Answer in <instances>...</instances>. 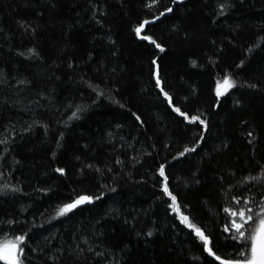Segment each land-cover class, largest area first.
I'll return each mask as SVG.
<instances>
[{"label":"trees","instance_id":"16d2710c","mask_svg":"<svg viewBox=\"0 0 264 264\" xmlns=\"http://www.w3.org/2000/svg\"><path fill=\"white\" fill-rule=\"evenodd\" d=\"M222 2L155 0L148 9L153 0H0V219L15 218V234H29L28 264H219L167 208L161 163L213 250L235 254L222 228L236 190H226L264 164V0H227L233 6L219 15ZM168 7L147 32L160 52L132 29ZM153 59L174 105L202 114L207 131L172 112ZM225 74L236 86L217 101ZM76 106L85 110L69 120ZM185 147L196 151L173 160ZM101 191V200L53 219L77 194Z\"/></svg>","mask_w":264,"mask_h":264},{"label":"snow or ice","instance_id":"6c2138e0","mask_svg":"<svg viewBox=\"0 0 264 264\" xmlns=\"http://www.w3.org/2000/svg\"><path fill=\"white\" fill-rule=\"evenodd\" d=\"M173 3H183V0H173ZM155 0L153 3H149L145 5L146 8L151 9L154 7ZM233 5L227 0L218 5L219 15H223L224 12L232 7ZM173 9L168 7L164 12H160L159 16H155L154 19H143L137 22V26H135L132 31L135 33V36L141 40L146 41L149 45L155 46L160 52H164L165 48L157 42L153 36L148 35L147 32L150 31L151 26L155 24L156 21L166 15V13H172ZM103 16L104 13L101 12ZM215 23V21H213ZM97 24H100V20H96ZM21 28H24V24H20ZM0 31H3L0 29ZM27 31V29H25ZM28 52L32 55H37L38 53L29 48ZM151 64L155 66L156 71L153 73L155 77L156 87L163 93L164 98L168 101V105L171 108L172 112L176 113L178 116L183 117V120L188 124H199L202 125L204 130H208V123L205 119H202L200 115H191L189 116L181 107H177L173 103L172 96L169 95L168 92L164 91L163 87H161V77L159 74V65L156 59L151 61ZM193 65H195V61H193ZM243 65V61H241V65H237V67H241ZM71 67V64L69 65ZM4 75L3 70L0 69V77ZM3 81L0 80V83ZM20 84H26V80L18 81ZM235 81L232 76L225 74L222 80H218L215 86V96L217 101L223 96H225L229 91L234 88ZM250 87H256L255 85H249ZM88 87L93 88V91H96L97 96H103L104 93L97 91L96 87L89 84ZM239 104V101L236 102ZM72 108L73 106L70 104L68 106ZM121 108L124 105H120ZM85 109L76 106V110L71 112L69 116V120H79L80 112H83ZM135 116L136 121L141 122V117L136 115V113H132ZM34 125H28L25 129L26 131H31ZM45 129H47V125H43ZM67 127V124H65ZM63 133H61V136ZM111 135V134H109ZM247 136L251 139L248 140L249 144L254 143V133L253 131H249ZM200 139H204L203 134H201ZM0 143H6L5 141H0ZM59 143V141H57ZM199 141H197V145ZM227 144H224L223 147H227ZM196 147H185L183 151L179 152L177 156L173 157V160H178L181 157H184L187 153L195 152ZM135 159V158H133ZM138 162V161H137ZM123 161L120 159L116 160V164H122ZM259 163V162H258ZM87 167H93L91 164L87 165ZM112 169L109 168L108 171ZM96 172H100L99 168L95 169ZM55 172L59 173L60 176H65L66 171L62 167H58L55 169ZM157 174L163 178L162 183V191L164 195L170 200V203H167V208L171 210V212L175 215V218L179 220L180 224H182L185 228L190 230L191 234L197 238V240L203 246V252L207 253L209 257H212L214 260L218 261L219 264H264V164H260V174L252 175L249 173L242 181L238 182L237 185H232L231 188L227 189V192H231L233 189L236 190V194L230 197L231 206L223 207V212L227 215V221L224 223L222 232L227 233L228 235L224 237L225 240H231L234 242V247L236 249L235 254L229 253L226 258H222L218 255L213 249L216 247L214 243V238L211 237L210 234H206L205 230L197 226L193 223L190 215L185 214L183 206L178 200V196L173 194V192L169 188L168 184V176L166 175V165L164 163L159 164L157 169ZM234 175V173H233ZM196 183H199V180H196ZM7 188V186H4ZM106 187V186H102ZM11 192H20L19 188H11ZM40 191V189H37ZM111 192H116V188H111ZM247 193H252L248 195ZM7 193L0 189V195H6ZM104 196V192L101 191L99 194L96 193H81L77 194L75 199H73L70 203H63L58 206L55 211V218L65 217L69 213H73L74 210L80 208L84 205L94 204L95 201L101 200ZM19 221L13 219H0V233H5L3 238L0 239V261L3 264H28L29 256L26 252L35 251V249L30 248L29 244V234L27 232H23L21 230L20 234H15L16 229L13 225L18 224ZM99 223V222H97ZM128 223V221H125ZM7 226V227H6ZM11 231L12 237L9 238L8 231ZM140 235V233H137ZM148 237L153 235L152 231H148L146 233ZM87 243L88 241H83ZM84 251V249H80L79 252L76 253L77 257ZM88 252H92L93 249L89 247L87 249ZM95 257H104L105 253L101 251H96L94 253ZM106 264V262H104ZM115 264H120L119 259L116 260Z\"/></svg>","mask_w":264,"mask_h":264}]
</instances>
